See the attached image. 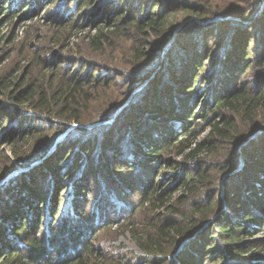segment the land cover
<instances>
[{
  "label": "trees",
  "instance_id": "1",
  "mask_svg": "<svg viewBox=\"0 0 264 264\" xmlns=\"http://www.w3.org/2000/svg\"><path fill=\"white\" fill-rule=\"evenodd\" d=\"M1 1V21H11L18 13H23V10L18 12L9 7L15 0ZM71 3L82 13L85 7L91 5L99 9L101 18L96 24V33L89 36V43L96 51L114 46L113 37L120 33L123 22L141 35L148 31L159 35L174 26L177 11L183 10V4L175 0L110 3L72 0ZM68 7L66 15L54 22L56 30L49 38L54 45L68 43L73 38L75 27ZM192 7L189 5L186 11L191 12ZM195 13L205 17L201 9ZM114 15L117 18L109 25V19ZM248 16L242 17L246 19ZM185 31L181 32V39L177 43L183 50L184 60H181L178 69L176 66L169 67L166 72L167 66L159 68L156 76H152L154 64L151 62V52L139 48L137 44L133 46L131 60L148 63L143 66V70H147L145 77L133 82L132 87L143 86L150 77H154L151 91L145 100L141 97L144 94L140 95L139 102L143 100L140 103L137 95L131 93L135 97L134 104L124 108L119 115L117 110L124 106L123 101L90 120L95 124L97 121L114 122L121 119L116 134L111 129L98 145L107 151L105 155L111 152L115 158L101 162L100 171L86 169L77 182L71 180L76 184L71 183L73 186L69 188L64 178L70 179L73 174L70 167L74 164L77 170L84 160H93L97 140L94 137L91 142L73 144L72 137L89 135L92 129L75 127L65 133L66 129L74 124H86L84 113L90 110L94 100L92 93L99 85L106 83L107 77L99 82V77L93 76L89 82H85L81 77L72 78L75 73L65 76L58 73L56 65L58 62L60 66L63 61L55 60L49 65L41 62L36 52L29 60V63L32 62L29 68L17 65L0 74V138H4L10 146L11 158L7 163L11 164L12 159L13 162L17 160L19 162L16 164L28 169L17 173L10 181L4 179L15 167L6 172L0 169V184L4 180L3 191H0V264H122L94 244L99 233L118 227L117 222L110 221L112 224L106 228L97 227L94 221L97 223L101 219L100 213L95 215L96 218L90 217L93 214L87 216L86 206L81 203L90 201L88 184L94 174L107 175L110 186L116 184V176L119 175L121 185L136 194L132 214L142 211L144 225L139 228L140 223L134 222L136 216L122 220H126L125 226L134 232L139 248L147 257L164 255L170 245L180 249L179 264H264V235L258 239L255 237L264 233V124H256L249 118L247 121L252 127L242 135L236 132V122L223 116L222 119L210 121L206 139L199 140V133L194 130L197 116L209 121L212 113L228 111L244 112L248 118L253 112L264 108V76L259 78L255 74L257 77L248 83L252 84L251 87H243L241 79L249 74L256 63L257 58L252 54L255 44L251 39L235 36V44L220 61L223 73L216 76L217 82L214 79L212 88L204 82L208 95L203 96L198 84L207 77L204 75V65L209 61L205 53L207 50L198 49L196 42L187 46ZM12 41L11 36L8 44ZM206 43L204 40L202 45ZM258 54H261L259 50ZM262 59L264 66V57ZM141 66L139 64L138 67ZM34 68L40 71L37 77L32 76ZM164 73L172 78V85H162ZM24 110H32L38 115L26 114ZM34 120L35 125L30 122ZM147 120L148 124H145ZM39 123H45L50 130L37 138ZM63 132L67 134V139L61 142L63 145L57 144L55 148V135ZM233 139L235 146L240 143L245 162L239 168L235 158L220 163L224 182L213 193L209 189V181L215 183L214 180L205 168L200 171L198 165L208 156H218L220 142ZM122 141L130 142L128 149L122 145ZM32 142L41 144L39 153L30 159H20L24 147L31 146ZM243 142L246 143L241 145ZM67 144L71 145L70 148L78 146L82 154L66 151L69 148ZM169 153L182 156V168L186 162L198 163L196 170L192 168L176 175L172 184L161 183L157 168H173L176 164L173 159L164 157ZM35 161H42L39 163L41 165L32 168ZM153 161L157 167H153ZM139 168L146 169L141 180L126 179L122 175L123 171L128 175ZM45 184L50 187L45 188ZM178 190L183 194L176 196ZM63 192L70 198H62ZM187 202L191 204L185 211ZM97 207L102 209L100 204ZM107 210L108 206L103 205L102 212L105 214ZM157 210H161L156 213L158 216L172 212L183 222L171 217L151 222L148 214ZM63 212H67L65 219L61 218ZM82 216L90 217L86 224L81 222ZM182 240L189 243L185 246ZM257 242L261 243V251L253 252L254 247H258L253 244Z\"/></svg>",
  "mask_w": 264,
  "mask_h": 264
},
{
  "label": "rangeland",
  "instance_id": "2",
  "mask_svg": "<svg viewBox=\"0 0 264 264\" xmlns=\"http://www.w3.org/2000/svg\"><path fill=\"white\" fill-rule=\"evenodd\" d=\"M102 1H109L110 3L118 1L127 2L128 0ZM175 1L183 4L181 7L183 10L180 9L177 11V19L175 20L172 28L167 29L159 35L149 33V31L145 33V35H141L136 31V29L129 26L127 22H123L120 24L123 27L120 33L114 35L113 37L114 46H106L101 51H96L89 43V36L96 33V24L101 18L98 14L99 9L96 10L94 5L85 7V11L82 13V11H79L78 8L74 7V4L71 3L72 0H15L9 7L18 12L23 10V13H18V16L13 18L11 21H6V19L1 21L2 15L0 13V74L3 75L6 71L16 68L17 65L25 66V69L29 68L32 63H29V60H31L30 58L33 57L36 52L40 61L46 62L49 65L55 60L59 62L63 61L60 66L58 62L56 65L58 73H63L65 76H70L72 73H75L72 78L81 77L85 82H89L93 76L99 77V82H102V80L107 77L106 83L99 85L97 87L98 89L92 93V99L94 100L91 103L90 110L87 111V113H84L87 117L86 124H74L66 129L65 133L75 127L92 129L89 135L83 134L72 137V140L74 141L73 144L77 142L79 144L82 142L88 143L91 142L92 139L94 140V137L97 140L92 154L93 160H84L80 165L81 167L77 170L76 165L74 164L70 167L69 170L70 172L72 171L73 174L69 177L70 179L64 178L65 185H68L67 188H69L72 184H76L74 182H77L78 179L82 177V175L86 172V169L89 170L90 168L95 172L96 170L100 171L101 162L105 160L111 161L110 159L115 158V155L111 154V152L105 155L104 153L107 151L101 149L98 145L102 138L107 136V132L111 131V129H113V134H116V130L120 127L121 119H116L114 122L110 120L100 122L97 121L95 124H92V121L90 120L104 114L107 111H110L114 104L123 101L124 106H120L117 110V114L119 115L122 113L124 108L134 104L133 100L135 97L133 98L131 93L137 95V101L140 103L143 101L141 100L139 102L141 97L145 100L151 91L154 77H150L146 81V84H144L145 86L143 85L144 87L141 86L142 84L137 87H132L133 82L139 81L145 77L147 70H143V66L148 63V61L143 62V60L139 63L131 60V50L136 44L139 48H145L147 51L149 50L151 52V62L154 64L152 76H156V72L159 73V68L167 66L166 72L169 67L176 66L178 69V66L181 64V60H184L183 50L179 48L177 43L181 39V32L186 30L185 32L187 36L185 37V44L187 46H191V43L196 42L198 44V49L204 50L203 48H206L207 50L205 53L208 54L207 57L209 58V61L206 65H204L206 67L204 75L207 77H205V79L198 84L199 89L202 91L201 95L203 96L208 95L205 90L207 86L204 82L212 88L214 85V79L217 82L216 76L223 73V69L221 67L222 63L220 64V61L222 58L224 59V55L227 54V52L233 47V44H235V41H233L235 36L238 37L241 35L243 39H251L252 42H254L253 44H255V52L252 54H254L253 56L257 58L255 60L256 63L252 69L249 70V74L247 76L241 77L243 87L245 85H249V87H251L252 84L248 83H250L252 78L257 76L260 78L261 76H264L262 59L264 57V0ZM101 4H99V6ZM1 5L3 4L0 0V7ZM189 5L193 6L191 12L186 11V8H188ZM66 7L70 9V16L73 17L72 24L75 27L73 31L74 35L68 43H61L59 46L54 45L49 39L51 34H54L56 30L54 29V22L60 17H64L66 15ZM198 9H201L202 14L205 15L204 18L196 15L195 11ZM84 15H86L85 19L83 18ZM247 15L249 16L246 19H243L242 16ZM116 16L117 15H114L111 19H109V22L111 21L109 25L113 24L112 21L114 22L117 18ZM11 36L13 37V41L8 44V40ZM204 40H206L207 43L202 45ZM258 50L261 54H258ZM165 58L168 59L167 63ZM139 64L142 65V68L138 67ZM37 72L40 71L34 68L32 70V76L37 77ZM255 74L257 76H254ZM163 77V86L171 84L170 82L172 78L169 77V75L164 73ZM142 93L144 95L140 97ZM193 96L195 97L196 95ZM203 96L201 98H203ZM24 112L33 116L38 115V113L33 112L32 110H24ZM118 115H116L115 118ZM252 115L247 118V115L244 112L216 111L211 114L209 121H205L201 116H197L198 122L196 123L194 130L199 133V140L206 139L210 121H213L214 119H222L223 116H226L236 122V132L244 135L247 134L249 128L252 127V124H249L247 121L249 118H252L254 120L253 122L256 124H264V108L258 109L253 112ZM40 116L46 117L45 114H41ZM35 117L38 118L37 116ZM30 122L35 125L36 120ZM45 123H39L37 127L38 130L36 132L37 138L42 134L49 132L50 129H48V126ZM144 123L148 124V120ZM65 133L63 132L58 136H56V134L55 138L53 136V138L57 140L55 143L53 142L55 148L57 144L58 146L59 144L63 145L61 142H64L67 139V137H65L67 134ZM47 136H50V134H47ZM44 137L45 136L42 138ZM233 142L234 139L227 142H220L217 151L218 156H208L198 165L200 171L205 168L204 170L209 173V177L214 180L215 183L209 181L211 183L209 189H212L213 193L216 192L217 189L219 190L221 188V184L224 182V173H221L222 171L219 169L220 163L224 160H234L235 158L239 164V168L245 162L244 153L240 150V141L237 146H235ZM245 143L246 142H243L241 145H244ZM70 144H67L66 146L69 147L73 145ZM122 145L126 146L128 149L130 142L122 141ZM40 146L41 144L36 145L35 142H32L31 146L26 145L24 147V151L20 154V159L26 160L36 157V154L39 153L41 148ZM55 148H53L52 151ZM68 150L71 154H82V152H80V148L75 145L72 148L69 147L66 151ZM233 155L234 157H232ZM164 157L173 159L176 164L173 168H157V170H159L158 175L161 183L163 184L174 183L176 175L185 173L187 170L190 171L192 168L193 170H196V165L198 164L196 162H193L192 164L186 162L185 166L182 168L180 164L182 162V156L177 157L176 154L169 153L168 156ZM8 158H11L10 146L4 138H0V169L6 172L11 167H15V169L9 173L4 180L10 181L17 173L28 170L26 167L16 164L19 161H15V159V162H13L12 159L11 164L7 163ZM41 162L42 161L36 162L31 167L37 168L41 165L39 164ZM153 163H155L153 167H157V163L155 161H153ZM145 170V168L135 169L131 174L128 173V175H125V172L123 171L122 175L126 179L130 177L134 181H138L143 179ZM80 174L81 176H79ZM118 176H116L117 179L114 186H110L108 184L107 175L94 174L91 176V182L88 184L90 189L88 198H90V201L84 203L81 202L83 204L82 206H86L85 211L88 212L87 216L89 214H93L90 217L96 218L95 215L97 216V214L100 213L98 215L101 219L97 223L94 221L97 227L106 228L112 224L110 221H115L118 224V227L99 233L97 235L98 238L96 239V242H94L95 246L102 248L109 255V257H111V259H115L117 262L119 261L122 264H179L180 249L177 250V248H173V246L169 245L162 256L147 257L141 251L136 242L137 240L134 236V232L125 226L126 220H122V218L136 216L134 222L136 224L140 223V228L144 225V213L142 211H138L136 214H132V211L134 210L132 209V205L136 201L137 196L136 194H133V191L128 190L127 186L121 185L122 178ZM1 184L0 191L2 190L1 187L4 185ZM45 185V188L50 187V185L49 187L47 184ZM176 192V196L183 194L182 191L179 190ZM61 197L70 198V195H65L63 192ZM99 204L102 207L100 210L97 207ZM190 204L191 203L187 202L184 205L185 211L189 208ZM103 205L108 206L107 213L105 214L102 212ZM160 211L161 210H157L156 212H150L148 214L151 222L158 219H169L170 217L183 222L178 216L172 214V212H166L163 215L160 214L163 217L156 215V213ZM87 216H82V223L86 224L88 222L90 217ZM65 217H67V212H63L61 214V218L65 219ZM93 235L94 234H92L91 237H93ZM263 235L264 233L262 232L255 237L258 239ZM182 241L184 242V240ZM188 243L189 241L185 240L183 244L186 246ZM260 244L261 243L258 242L257 244H253L258 246L254 247L255 249L253 252L261 251L259 247ZM262 258H264V253H262Z\"/></svg>",
  "mask_w": 264,
  "mask_h": 264
},
{
  "label": "water",
  "instance_id": "3",
  "mask_svg": "<svg viewBox=\"0 0 264 264\" xmlns=\"http://www.w3.org/2000/svg\"><path fill=\"white\" fill-rule=\"evenodd\" d=\"M37 161L33 162V163H36ZM3 181V180H2Z\"/></svg>",
  "mask_w": 264,
  "mask_h": 264
}]
</instances>
